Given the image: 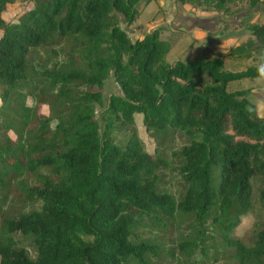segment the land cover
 Listing matches in <instances>:
<instances>
[{
	"label": "trees",
	"instance_id": "obj_1",
	"mask_svg": "<svg viewBox=\"0 0 264 264\" xmlns=\"http://www.w3.org/2000/svg\"><path fill=\"white\" fill-rule=\"evenodd\" d=\"M138 1L28 0L14 22L0 16V188L19 202L15 213L0 209V264H157L162 249L135 227L143 217L164 224L176 215L210 225L229 261L264 264V225L250 244L232 235L257 178L264 208V117L246 89L226 88L259 77L264 22L247 26L251 37L225 52L254 57L244 69L223 70L219 56L169 64L160 28L127 35ZM176 1L227 12L242 0ZM13 2L0 0V13ZM261 2L246 0L249 8ZM36 49L46 56L41 67ZM203 74L209 81L201 84ZM109 75L120 93L103 103ZM134 114L154 140L184 138L172 154L178 199L158 187L169 165L162 148L143 149ZM119 127L129 129L121 145L111 136ZM16 234L28 238L31 256L15 246Z\"/></svg>",
	"mask_w": 264,
	"mask_h": 264
},
{
	"label": "rangeland",
	"instance_id": "obj_2",
	"mask_svg": "<svg viewBox=\"0 0 264 264\" xmlns=\"http://www.w3.org/2000/svg\"><path fill=\"white\" fill-rule=\"evenodd\" d=\"M263 6L264 2H261L255 7L249 8L246 4V0L229 4L228 9L226 10L227 13L225 14L231 15L233 12H237L240 10L242 11L241 13H243V11H245L244 9H248L249 12L245 13L244 16L238 14L237 17L234 18L236 20H233L232 22H226L225 27L230 28V26L238 24V27H234V29H241L243 28V26H249L250 24L263 23ZM31 7L32 3L28 2V0H14L13 3L7 4L5 9L1 12L2 18L7 22H14L18 12L26 11ZM204 10L212 9L208 8ZM146 19L147 12H141L138 18V22L143 24ZM159 38L161 40L167 41L169 44V50L164 58L165 62L169 64H172L175 60L178 59L181 61H189L196 57L210 58V55L207 52H199L197 50V47H195L191 52H198L191 56L192 53L189 52V48H187L183 43H181L182 45H178L176 43L175 36L172 34L162 33L159 35ZM218 40L219 42L215 44L216 52L222 51L223 45H225L226 41L225 35L220 36ZM233 40L237 43H241L244 41V37H240V39L238 40H235V38H233ZM35 52L36 58L41 63L40 65H37V67H41V65L46 62V56L40 49H36ZM219 57H221L222 59V69L231 71L241 70L247 66L253 65L255 59L254 57L234 58L227 55ZM197 78L201 84L207 83L209 81V77L205 74L199 75L197 76ZM257 86H264V84L261 82V84L258 85L256 81H251V79H240L228 82L226 88L229 91L246 89L247 100L253 106L257 103V108L260 109H255V111L259 116L264 117V107H259L257 95L250 94L249 92L250 89L256 88ZM101 92L103 103H106L109 94L120 93L119 88L111 75H109L103 81ZM99 113L100 109L96 108L95 117L99 122L101 130L102 122L100 121ZM133 128L135 129L138 138L141 140L143 149L146 152L152 154L154 150L158 148H162V150L164 151V158L169 166L161 170L158 187L160 189L170 191V193H172L173 196L178 199L181 193V183L180 178L177 174V170L175 169L177 163L173 159L172 154L179 148L182 143H184V138L174 135L170 138L165 136L160 140H154L155 138H153L150 131L145 129L142 123L141 114L133 115ZM128 132L129 129L119 127L114 131V133H112V140L121 145L123 144L122 141H124ZM259 183V178H257L253 182L251 207L246 214L240 217L239 223L232 230V235L245 244H250L253 234L258 226L264 225V208L260 206L257 193ZM10 189L6 190L0 188V193L5 195L1 199L2 203L0 205V209L6 214H12L19 210V202L15 200V197L11 193ZM28 207H25L24 209H28ZM135 233L136 235H138V238L146 239L153 244H157L162 249L160 255L161 260L156 261L157 264H175L176 262H183L184 264H235L227 259V251L224 247V244L221 242L219 235L215 231H213L211 226L207 224H197L196 220H194V218L189 215H176L172 220L164 224L143 217L139 220L138 225L135 227ZM14 238L15 246L26 249L28 251V254L31 256V248L28 238L23 237L19 234H16ZM186 243L188 244V246L183 247Z\"/></svg>",
	"mask_w": 264,
	"mask_h": 264
},
{
	"label": "crops",
	"instance_id": "obj_3",
	"mask_svg": "<svg viewBox=\"0 0 264 264\" xmlns=\"http://www.w3.org/2000/svg\"><path fill=\"white\" fill-rule=\"evenodd\" d=\"M136 9L138 10L137 17L131 24L125 26L127 35L131 40L140 38L144 33L158 27L160 28L159 35L162 33L174 35L176 43L178 45L183 43L189 48V52L192 53L191 56L198 51L207 52L210 55L209 57L216 55L224 56L230 46L238 44L233 38L238 40L240 37H244L245 40L246 36L247 38L251 37L247 26H243L241 29H234V27H238V24L233 26L228 25L230 28L225 27L226 22L235 21L236 19L234 18L238 14L244 16L245 13L249 12L248 9H244L245 11L243 13L240 10L228 15L225 14L227 12L203 10L192 7L188 3H180L176 0H149L147 2L145 0H139L136 4ZM144 11L147 12V19L141 24L138 22V18L141 12ZM0 15L2 17V13ZM222 35L226 37L225 45H223L222 51H217V53L215 44L219 42L218 39ZM195 47H197L198 51L191 52ZM242 79L254 80L258 85L261 82L264 84V80L259 77ZM249 92L250 94L257 95L259 107L261 106L263 108L264 86H257L256 88L250 89ZM256 104L254 105L255 109L259 110L260 108H257Z\"/></svg>",
	"mask_w": 264,
	"mask_h": 264
},
{
	"label": "clouds",
	"instance_id": "obj_4",
	"mask_svg": "<svg viewBox=\"0 0 264 264\" xmlns=\"http://www.w3.org/2000/svg\"><path fill=\"white\" fill-rule=\"evenodd\" d=\"M257 71L259 74V78L264 80V62H261L259 64ZM26 103L29 107H36L38 101L33 97H28ZM44 108L47 109L50 114V106L45 105ZM56 124H58V121H53V128Z\"/></svg>",
	"mask_w": 264,
	"mask_h": 264
}]
</instances>
